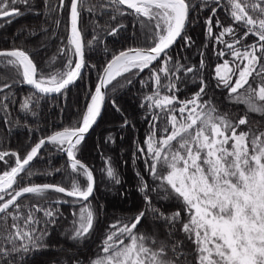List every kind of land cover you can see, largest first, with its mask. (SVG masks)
Listing matches in <instances>:
<instances>
[{
	"label": "snow or ice",
	"instance_id": "snow-or-ice-1",
	"mask_svg": "<svg viewBox=\"0 0 264 264\" xmlns=\"http://www.w3.org/2000/svg\"><path fill=\"white\" fill-rule=\"evenodd\" d=\"M36 3L0 0V20L40 15L38 28L18 31L60 41L43 67L33 52L46 42L29 48L21 40L0 49L3 125L20 124L9 118L13 105L25 117H39L42 101L66 98L86 69L96 70L97 81L71 124L42 135L24 154L0 147V264H32L49 250L67 255L45 264H264V0H42V10ZM85 13L92 17L88 25ZM127 17L132 45L118 51L104 45L111 58L100 65L87 59L103 44L100 33L119 36ZM201 22L198 45L190 32ZM193 49L198 62L184 54ZM137 80L140 120L147 127L143 140L133 138L130 157L142 203L108 222L106 206L95 204L96 170L82 157L96 147L90 148L89 138L105 105L120 114V130L136 129L117 97ZM20 85L29 90L17 99ZM22 127L29 137L38 131L27 121ZM7 138L0 135V146ZM115 143L109 130L101 147ZM48 146L54 149L48 165L35 168ZM54 155L63 160L59 166ZM101 160L104 179L122 185L112 157L101 153ZM57 174L55 182H36ZM158 202L174 207L165 212ZM62 221L68 226L59 235L69 246L50 243Z\"/></svg>",
	"mask_w": 264,
	"mask_h": 264
},
{
	"label": "trees",
	"instance_id": "trees-1",
	"mask_svg": "<svg viewBox=\"0 0 264 264\" xmlns=\"http://www.w3.org/2000/svg\"><path fill=\"white\" fill-rule=\"evenodd\" d=\"M21 11H24V7L19 6ZM37 9L43 7L42 0H37L36 3ZM221 17L223 18V9L219 10ZM207 16L208 12L202 14ZM63 16L66 18L67 13L65 12ZM43 17L40 15H34L32 13H27L20 17H13L11 23H5V21L0 20V49L11 48L13 42L16 45H19L21 40H24L29 48L38 47L41 42H46L47 46L40 48L38 52H33V58L38 66L43 67L44 62L47 59H50L56 52L57 47L60 43L59 39L46 40L43 33H38L34 37H26V34H21L18 30L27 25L29 27H39ZM92 19L91 15L88 13L84 14L83 24L88 25L89 21ZM106 17L101 18L100 22L103 23ZM123 23L127 25V28L120 33L119 36H107L105 33L101 32L100 35L103 37V44L99 45L95 50L87 52V59L91 62L100 65L106 59H110L111 56L105 55L102 51L104 45H107L109 49L113 51L122 50L130 45H132V40L129 37L132 35V18L127 17L123 19ZM227 23V21H226ZM114 26V24H113ZM60 34L65 36L64 25L58 30ZM50 34V33H49ZM92 28L88 27L86 32V38L91 39L92 37ZM190 34L194 37L197 44H201L204 40L203 36V25L202 22L199 26L191 30ZM182 43V41L180 42ZM179 44L174 50V54L179 52ZM192 51H188L187 56L191 57L194 62H198L199 57L193 55ZM212 50L208 49V55L211 56ZM147 72V70H145ZM143 75V74H142ZM85 79L83 81H77L74 86L66 94L65 97H57L55 99H49L47 101H42V106L40 111V116L37 118L27 116L18 112V105H13L12 115L9 117L13 121L19 120V125H9L7 128L3 125V113H0V135H7V141L0 147L8 149H20L21 153L24 154L28 147L34 145L35 142L42 135L51 134L54 130H59L63 126L71 124L74 120L77 119L76 113L77 108L83 107V101L85 99V93L88 91L89 86L94 90V85L97 81V72L95 69H86L84 72ZM139 88V82L137 80L135 86H128L126 89H123L119 92L117 100L124 112L134 120L136 124V129L133 130L131 127L120 130L119 124L121 123V116L117 113L110 104L105 105L103 108L102 116L103 118L99 120L98 126L94 128V131L91 132L89 138V146L92 148L93 145L96 147L93 148L91 153L86 152L82 157V160L89 164L96 171L94 175L98 180L96 192H95V204L97 207L100 204H104L107 208L108 222H111L117 219L122 213H134L139 210L142 197L140 193L136 190L137 187V178L134 172V166L131 163L130 150L131 143L135 136H138L140 140H143L145 135V129L147 127L140 120V116L143 115V110L138 107L140 103L139 93L137 89ZM29 89L25 85H20L14 91L17 93V99L20 98L21 94L27 92ZM192 89H190L191 91ZM227 106V102H225ZM242 108V106H241ZM235 110V109H233ZM240 114H243L242 111ZM258 119L259 117H255ZM30 122L31 127L38 129L34 134L29 137L28 129L22 127L25 122ZM243 127V126H242ZM111 130L116 135V143L114 145H108L107 147H101L103 144V138L107 132ZM123 135L124 139L121 141L120 136ZM27 141V145H25ZM24 146L21 148V146ZM51 149V146H48L46 149L41 150V156L43 159H36L33 162V165L37 169H43L48 165V151ZM54 151V149H51ZM101 153L105 156H110L113 159L115 167L120 172L123 184L117 187H113L108 183L107 180L101 175L99 169L103 166V161L101 160ZM66 159V158H64ZM52 161L56 166H59L63 160L60 155H54ZM14 162V161H13ZM138 168L143 172V163H139ZM3 170L2 162H0V171ZM146 175V174H145ZM60 179L59 174L54 178L50 177L47 180L43 177L36 179V182H55V180ZM158 206H161L165 212L171 210L174 205L166 204L164 202H158ZM64 211L67 213L68 209L65 206ZM70 220L71 217L69 216ZM103 220L104 218L101 217ZM68 226L67 221H62L60 228L53 232L52 239L50 243H63L66 246L68 242L64 240L59 232L63 231L64 228ZM104 224L98 225L97 235L93 237V240L98 239L100 230L104 227ZM95 245H90L89 254H92V248ZM67 254L58 251L49 250L44 254H37L35 259L32 261V264H45V262H51L53 260H60L65 257Z\"/></svg>",
	"mask_w": 264,
	"mask_h": 264
},
{
	"label": "water",
	"instance_id": "water-1",
	"mask_svg": "<svg viewBox=\"0 0 264 264\" xmlns=\"http://www.w3.org/2000/svg\"><path fill=\"white\" fill-rule=\"evenodd\" d=\"M26 86V85H25ZM28 87V86H27Z\"/></svg>",
	"mask_w": 264,
	"mask_h": 264
}]
</instances>
